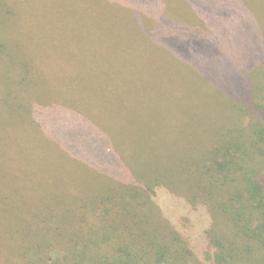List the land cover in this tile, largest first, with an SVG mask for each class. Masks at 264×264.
Listing matches in <instances>:
<instances>
[{"label": "rangeland", "instance_id": "1", "mask_svg": "<svg viewBox=\"0 0 264 264\" xmlns=\"http://www.w3.org/2000/svg\"><path fill=\"white\" fill-rule=\"evenodd\" d=\"M141 1L0 0L8 17L0 23L7 48L0 60V209L8 182L2 174L14 170L35 190L33 196L8 198L22 207L40 198L47 207L66 197L68 203L75 197L90 204L98 195L122 191L107 188L105 177L84 167V160L99 169L106 162L95 149L92 154L76 150L95 144L92 130L102 140L112 135L114 149L134 171L122 168L120 183L151 195L147 209L191 237L198 254L207 215L187 203L189 195L174 174H150L156 164L142 152L146 148L155 160L181 157L189 146L188 126L200 122L197 116L207 103L223 102L227 91L244 93L264 74V0H198L202 10L215 11L212 20L191 0ZM196 32L201 41H195L200 46L195 54L201 56L189 58L187 48L172 41ZM23 62L32 72L18 84ZM89 119L94 128L84 121ZM138 136L139 147L129 141ZM191 140L203 147V134Z\"/></svg>", "mask_w": 264, "mask_h": 264}, {"label": "trees", "instance_id": "2", "mask_svg": "<svg viewBox=\"0 0 264 264\" xmlns=\"http://www.w3.org/2000/svg\"><path fill=\"white\" fill-rule=\"evenodd\" d=\"M191 1L194 7L201 9L199 14L204 10L202 17L213 19L215 11L202 10L198 0ZM0 13L2 23L8 19L2 4ZM188 34L187 40L176 36L172 42L184 45L189 58L201 56L195 54L199 50L195 41H201V32ZM6 49L0 34V60ZM200 65L198 62L191 67ZM18 68L22 72L18 80L21 84L31 76L32 70L28 62ZM253 79L244 93L227 91L222 96L223 102L214 106L207 103L204 112L197 116L200 122L188 126L189 146L181 157L174 161L170 157L155 160L146 148L142 152L151 156L156 164L148 171L150 174H174L189 195L187 203L193 210L200 207L209 217L201 222L196 244L198 254L192 250L191 237L182 235L167 220L162 223L149 210L151 195L145 196V192L137 190L139 187L128 191L127 184L120 183L122 168L134 171L114 149L112 135L102 140L91 130L95 144L84 145L86 151L78 146L76 150L80 154L89 151L92 154L95 149L102 154L101 161L106 162H100L102 169H99L84 160L87 165L84 167L105 177L107 183L103 185H108L107 188L122 191L98 195L90 204L79 202L75 197L68 203L66 197L51 202L52 205L48 202L47 207L40 198L36 205L22 207L8 198L12 194L16 198L26 194L33 196L34 188L25 184L26 177L18 170L2 174V179L8 176V182L2 190L1 200L6 205H2L0 217L4 212L8 217L4 215V221H0V264H264V74ZM18 104V107L22 105ZM28 106L33 125L35 101L28 102ZM160 110L164 116H169L165 109ZM84 121L92 122L94 128L93 121ZM70 133L76 135V132ZM202 134L201 148L200 142L193 143L191 139L198 140ZM207 135L211 136V142L206 140ZM139 138L142 140L141 136L129 137V141L139 147ZM172 154L169 156H175ZM108 160H111L109 165ZM147 191L152 194L153 190L148 188ZM129 194H132L131 199ZM22 219L24 225L20 223Z\"/></svg>", "mask_w": 264, "mask_h": 264}]
</instances>
